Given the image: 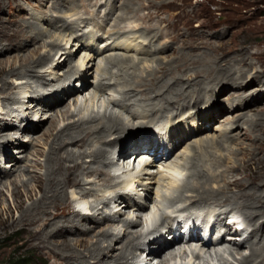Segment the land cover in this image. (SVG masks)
<instances>
[{
    "label": "rangeland",
    "instance_id": "rangeland-1",
    "mask_svg": "<svg viewBox=\"0 0 264 264\" xmlns=\"http://www.w3.org/2000/svg\"><path fill=\"white\" fill-rule=\"evenodd\" d=\"M2 27L7 28L10 35L14 34L17 29L28 32L29 35L41 33L40 37L42 38L36 44L28 45L21 51L7 42L1 45L5 49L0 46V64L8 67L10 63H14L13 70L16 72L22 71L24 73L26 70L25 67L27 66L20 68L22 59L28 58L32 62L49 53L54 55L58 52L59 55H57L55 62H48L39 68V73H36L34 77L24 76V74L23 76H11L8 73L9 70L0 77V87L6 82L10 86L11 84L16 85L15 89L11 86L12 91L8 89L3 93L0 91L2 109H0V113L4 112L0 114V122L2 124L6 121L5 123L16 126L6 131L9 133L8 137L11 136L10 139L14 141L3 145L5 150H8L11 159L4 158L6 161H0V170L5 174L15 176L5 179L4 186L0 185V189L4 192V196L0 200V264H6L10 259H19L23 256L30 258V261L34 262L33 264H53L55 262L48 249L40 250L34 243L25 244L27 235L19 224L22 211L18 209V201L25 202L24 209L32 206L33 201L28 200L31 190L35 195V201L41 198L31 176L45 174V168H37L35 163L37 161L44 165L46 163L54 138L48 139L45 134L52 121H55L57 125L54 131L56 135L67 126L78 122L82 115L89 117L92 111H96V113L100 111L101 119L99 120L102 122L106 109L109 108V111L113 109V113L119 114L125 121L127 131L123 134L124 142L129 138V132L130 135L135 136L138 146L142 144L141 139L147 138L144 136L137 137V133H156L157 135L172 126L190 124L192 127L193 121L194 123L199 122L200 126L205 127L204 130L189 133L182 142L177 145L174 144L176 149L174 148L169 157L160 154L158 160H154V164L149 166V169L145 165L146 162H152L153 157L140 152L136 155L141 154L142 156H136V160L132 158L124 165H122V158L116 159L120 168L122 170L125 168L124 174L130 172L125 175L126 178L122 175L123 177H117L119 179H112L115 177L111 174L113 168L106 167L104 169L105 173L108 172L106 176L99 178L98 175L83 174L81 177L82 186L67 190L68 202L81 215L88 214L89 211L93 215L95 212H91V207L100 205L99 212L96 213L91 222H76L64 226L67 228L66 232L77 233V236L66 235L69 240L88 239L89 248L97 240L98 242L102 240L101 233L107 229V223H103V219L107 214L119 218L116 221L117 227L112 231L114 233L112 244L118 248L123 242H117V239L131 237L129 229L122 221L138 220L141 224L138 226V231L147 233L144 217H140L134 208H132L133 210L131 208L125 209V204L121 200L123 197L116 199V201L112 200L118 193L125 192V186L128 185V182L131 184L132 181H136L137 189L134 188L135 191L129 192L134 204L135 202L136 204L139 202L146 203L148 210L158 215L162 214L163 210L165 212V210L175 209L177 206L190 205V200L195 197V194L182 191L177 194L176 188L173 187V180L168 179L170 177L165 175L167 173L163 174L164 172L161 170L164 166L178 165L180 170H184V173L187 172L185 173L186 177H191V168L198 165L199 168L203 167L206 174H211L215 179V182L209 186L210 190L217 191L224 187V179L234 180L235 178L247 184L244 190L253 187L259 188L256 190L264 198V130L257 134L256 129L250 130L249 126L242 125L243 122L256 120L264 114V103H262L264 91L255 94L253 104L243 108V113L236 114L238 111L233 112L234 107L240 106L241 99L236 102L235 99L238 98V95L231 97L230 92L236 91L238 83L241 81L234 86L225 87L226 90H222V84L214 85L210 82L211 79L205 76L209 70L211 71L213 62L216 61L224 69L229 68V64H237V67L231 68L233 73L241 68V70L250 73L259 72L264 75V0H0V28ZM92 38L95 40L94 45L88 46L87 42ZM16 43H20L22 46L26 44L25 40L21 39ZM53 43L62 46L52 50L50 45ZM36 46H41L38 53H31ZM218 48H221V51L217 53ZM82 60H85L84 64H82ZM56 63H66V65L58 68ZM161 68H167L165 74L162 73ZM180 68H183L181 73L178 72ZM71 69L75 70H73L74 73L79 70L83 73L82 78H79L80 80H76L78 77L76 76L70 84L71 89L77 90L75 94L84 93L82 97L79 96V104L75 102L77 98L74 99L71 96L63 99L61 93H58L61 92L59 90L57 91L59 94L58 102H53L54 106L58 105L52 109L46 108L48 102L54 99L56 89L69 81H65V78ZM196 72L199 75H192ZM237 72L239 74V71ZM173 77H182L183 80L181 83L179 82L180 84L172 86H181L186 93L193 92L195 88V91L197 90L198 87L193 85L194 80L203 82L204 101L196 105L194 101L186 105H183V101H179V104H165L162 95L167 90H160V86L165 81L174 79ZM154 78L156 91L151 92L150 81ZM189 84L191 85L189 86ZM99 86H103L102 91L96 90ZM245 86L246 84L241 87ZM263 86L264 80H258L253 82L248 91H252L254 88L257 90L258 87L259 90ZM35 90L39 92L34 94ZM24 91L26 93H22ZM126 92L132 96V102H120L121 98L127 95ZM167 93L172 94L173 91H167ZM43 94L45 98L49 99L48 102L42 103L41 109L33 110L32 96L36 95V98H40ZM9 97L10 99H8ZM110 101H116L120 106H115L109 103ZM255 103H259V106H256L259 108H253ZM231 108L234 110L232 111ZM216 110L221 112L218 111L214 121L208 123L201 120L199 114L205 112L209 114ZM23 111L26 112L25 116ZM67 111H70V114H66ZM238 115L245 117L240 120L241 127L237 128L234 118H237ZM21 117L29 120L32 135L24 134L27 130L23 129L24 123L20 121ZM259 122L261 124L257 129L260 126L264 127V122ZM97 124L99 121L92 123V125L89 124V126L95 128ZM96 137L88 138L89 140L83 147H81L82 143H78L73 146L66 145L63 150L69 148L75 153L87 152L88 156H82L76 161L77 164L96 168L97 165L91 163L93 160L90 156L91 153L103 148L110 150L111 156L114 158L115 154L125 147V143L122 146L119 144L107 146L109 142L112 143L119 137L117 135L106 136L99 140ZM1 141L4 140H0V146H2ZM15 141L16 143H14ZM213 141H218V146ZM20 146L26 147L27 151L24 154L19 150ZM21 157H26V159L21 160ZM161 157L163 158L161 159ZM200 157L204 158L203 162L199 159ZM253 158L260 159V164L256 166L250 163L249 161ZM141 160L142 163H140ZM8 163L18 164L15 168H11V166L8 167ZM70 164L74 165L68 163V165ZM251 176L258 177L261 182L251 183ZM105 177L107 182L102 181ZM153 178L154 183H151ZM11 179H16L19 183L21 181L28 183L27 187L20 190L21 199H16L13 196L14 187L10 185ZM83 189L86 190L85 192H89L88 197L84 199L80 193ZM240 193L241 190L232 188L229 192L222 194L221 198L224 195L230 197ZM171 195L176 200L172 201L171 198V202L168 204L165 197ZM84 200L87 206H79L78 203ZM162 202L168 205L167 209L165 208L166 205L162 208ZM225 203L223 204L225 207L213 202L208 203V205L199 206L190 212H200L205 215L213 213V219H215L217 214L228 210L229 214L224 216L222 223L217 226H232V221H235L236 226L244 228L246 234L244 236H237L239 234H236L237 240L233 242H236L235 247L237 245L241 247L245 256H249L251 241L257 247L262 245L264 229L256 234L255 223H250L246 216L249 212L238 211V209L232 210V207L226 206L229 202ZM105 204H108L107 208H105ZM171 211L169 210V212ZM262 218L264 219L263 215L258 217L256 223H259ZM89 228H93V230L85 233V229L89 230ZM223 235L227 238L229 233H226L225 230ZM166 238L171 242L169 234ZM141 239L143 241L139 239L135 243H145L146 239ZM246 241L247 244L241 246ZM73 243L71 242V245ZM173 246H175V252H178L177 244L174 245L173 243L168 248ZM52 247L55 246H50V248ZM226 247L229 248L228 245ZM226 247L224 246L222 249ZM133 250L127 251L126 256L129 262L133 261L132 264H138L137 254L139 252L135 253ZM77 251L87 253L84 248H79ZM118 253L119 249H116L114 252L105 255L102 257V263L115 264V257ZM218 253L219 255L223 254L220 251ZM202 255L205 260L213 261L206 253ZM134 258L136 259L134 260ZM240 259V255L235 258V256L225 254L224 258L220 260L221 262L214 259L213 264H239ZM91 261L94 263L96 260ZM158 262L159 259L158 261L157 259H150L147 260L146 264H158ZM262 264H264V259Z\"/></svg>",
    "mask_w": 264,
    "mask_h": 264
},
{
    "label": "bare ground",
    "instance_id": "bare-ground-1",
    "mask_svg": "<svg viewBox=\"0 0 264 264\" xmlns=\"http://www.w3.org/2000/svg\"><path fill=\"white\" fill-rule=\"evenodd\" d=\"M27 33L28 32H24L23 30L17 29L14 34L10 35L9 32L7 31V28L2 27V28H0V46L3 45L4 42H7L10 45H13L14 48L18 49V51H21L22 48H26L28 45L36 44V42L40 38H42V37H40L41 33L36 34V35H29ZM20 39L25 40V43H26V44H24L25 46L20 45V43H18V44L16 43ZM94 42H95V40H93V38H92V40L87 42V45L93 46ZM90 44H92V45H90ZM120 44H122V43H120ZM50 46L53 50L55 48H60L62 45H60L58 43H53ZM40 48H41V46H36L31 53L37 54ZM2 49H5V47H2ZM216 51H217V53L220 52L221 48H218ZM57 55H59L58 52L54 55L49 53L45 56L39 57L35 61L33 60L32 62H30L28 60V58L22 59V61L20 62L21 63L20 68H24L25 66H27V67H25L26 70L24 71V73L22 71H18V72L14 71L13 70L14 63H10L8 65V67L1 63L0 64V77L3 76L4 74H6L8 72V70H9L8 73L11 76H17V75L23 76V74H24V76L34 77L36 73H39V68L45 66L46 64H48V62H55ZM115 61H117V60L115 59ZM82 62H83L82 64H84L85 60H82ZM120 62H122V61H120ZM118 63H119V61H118ZM213 63H214V65H212L211 71L209 70L208 74L205 76L210 78L211 79L210 82L213 83L214 85L222 84V90H226L225 87L234 86L239 81H241L240 83H238L239 85L236 88L237 90L236 91L233 90L234 93L230 92V94H232L231 97L238 95V98L235 99L236 102H237V100L241 99L240 106L237 108L234 107L235 110L231 108L232 111L233 110H234L233 112L238 111V113H236V114L243 113V110H242L243 108H245L247 105L253 104L255 94H257V93L259 94L260 92L264 91V86L259 90H258V88H259L258 87L257 90L254 88L252 91H250V90L248 91V88L253 85V82H255V81L257 82L258 80L263 81L264 75L259 73V72L250 73L249 71L241 70V68L237 69V71H239V74L237 71L233 73L232 69L237 67L238 66L237 64H234V65L229 64L228 65L229 68L224 69L222 66L219 65V63H217V61L213 62ZM56 64H57L58 68H61L64 65H66V63H61V64L56 63ZM183 68H185V67H183ZM183 68L178 69V72L181 73ZM166 69L167 68H161V71L163 70L162 73H164L166 71ZM73 70L74 69H71L70 71L67 72V74H66L67 77L65 78L66 79L65 81H68V80L69 81L65 84L62 83L63 85H61L60 87H58L56 89V93H55L54 99L52 101L48 102L49 99L45 98L44 94L41 96L39 95L40 98H36V95H33L32 96V98H33L32 109L34 110L36 108H40V106L44 102H46V103L48 102V107H46V108L52 109L53 107H56L58 104H56V106H54L53 102H58V99H57L59 97L58 93H61V95L63 96V99L66 97H70V96L74 99L77 98L75 100V102H78V104H79V101H78L79 96L82 97V94H84V93L75 94L76 93L75 91H77V90L71 89L72 87L70 86V84H72V82H73L72 80L75 79L76 76H78V77H76V80H80L79 78H82L83 73H81L80 70L76 71L74 73ZM192 75L197 76V75H199V73L196 72L195 74H192ZM176 77H173L174 79H170V80L165 81L160 86V88H161L160 90H162V91L163 90L173 91L172 94H170V93L166 94V92H167L166 91L162 95L164 98L163 101L165 104H168V105H172L174 103L179 104V101L180 102L183 101V103H184L183 105H186L187 103L194 101V103L196 105V104L204 101L205 96H203V94H202V88L204 87V86H202L203 82H201V81L197 82L196 80H194L193 85L198 87L197 90L195 91L196 88L193 87V88H195L193 90V92L189 91L186 93V91H184L183 87L172 86L175 84H180L181 81L183 80L182 77H179V78H176ZM172 81H173V83H172ZM155 82H156L155 78L150 81L149 87L151 89V92L156 91L155 90V86H156ZM245 84L247 87L246 86L241 87L242 85H245ZM190 85L191 84H189V86ZM11 86H13V88L15 89L16 85L11 84ZM11 86L8 82L4 83V85L0 87V91H2L1 93H3V91H5L7 89L12 91L13 88ZM97 89H98V91H102L103 86H99L98 88H96V90ZM59 90L61 92L57 93V91H59ZM38 92H39L38 90H35L33 93L36 94ZM22 93H26V91H24ZM190 93H193V94H190ZM221 93H222V91H221ZM30 95H32V94H30ZM174 96L176 99L174 98ZM72 98H71V100H72ZM131 98H132V96L127 93V95H125V96H123V98H121L122 100H120V102L121 101L124 103L126 101L132 102ZM8 99H10V97ZM262 99H263V97H262ZM109 103H112L115 106H120V105H118V103H116V101H110ZM134 103L136 105V102H134ZM262 103H264V100ZM256 106H259V103H255L253 105V108ZM76 107H78V106H76ZM57 108H59V107H57ZM166 108H168V107H166ZM256 108H259V107H256ZM0 109H1V106H0ZM40 109H39V111H40ZM73 109H75V108H73ZM58 110L60 111V109H58ZM218 111L221 112L220 110H216V111L210 112L209 114L207 112H205V113H202L199 115H200V118L202 121H206L208 123H211L212 121H214L216 119V115H217V113H219ZM60 112L62 113V111H60ZM2 113H4V112L2 111L0 114H2ZM67 113L70 114V111H67L66 114ZM23 114L25 116L26 112L23 111ZM100 116H101L100 111H98L97 113H96V111H92V113L89 115V117H85V115H82L78 122L67 126L64 130L60 131L56 135L54 133V131L57 128L56 122L52 121L50 123L49 128L47 129L45 136L48 139L54 138L52 148L49 151V155L47 156L45 165L38 162V161L35 163V167L45 168V174L44 175L31 176V180H33V182H35L36 189L39 192V194H41V198L39 200L35 201L34 200L35 195H34L33 191L31 190V191H29V197H28V200L33 201V204L31 207L24 209L25 202L24 201H18V209H20L22 211V215L20 216V219H19V224L22 226L23 231L27 235V240H26L25 244L31 245V243H34L36 245V247H38L40 250L48 249L50 254L55 259V262L53 264H104V263H102V257L109 254L110 252H114L116 249H119V253L115 257V264H132L133 261L130 260L131 262H129V260L126 256V253H127V251H131L133 249H134L133 251H135V253L139 252L137 254V258L140 256V254L143 253V251H149L151 253V255L154 256L153 259H157V261L159 259L158 264H210V261L205 260L203 258L202 254H204V253H206L207 256L209 255L211 260H213L212 261L213 263H214V259H217L218 261H220L222 258H224L225 254H229L233 257L235 256V258L237 255H240L241 259L238 261L239 264H255L258 260H260V261H258L257 264L263 263L264 241L262 242V245L260 247L255 246V244L251 241V243L249 244L250 250H251L250 254H249V256H245L243 254L241 247L238 245H237V247H235L236 242H233V241L228 242L226 240L225 235H222L218 240L214 238V236L216 234L220 233V230H219L220 228L218 226L222 223V221L224 219L223 217L226 216L227 214H229L228 210H224L223 212H220L219 214H217L215 219H213V215H212L213 213L208 212L211 215L207 214V216L204 217L205 220H203L202 224H199L198 221L195 220V215L192 214V212H190L199 206H203L206 204L208 205V203L211 204L213 202L217 205L225 207V205H223V204L225 202L226 203L229 202L228 204H226V203L225 204L228 207H232V210L238 209V211L242 210V211H248L249 212L246 216H247L250 223H255L254 224L256 226L255 232H256V234H258L259 232H262V229H264V219L263 218L261 220L262 222L260 221L259 223H256V219L258 217H260L261 215L264 216V198H263L262 194H260L257 191L259 188L257 189L256 187L255 188L253 187V188H248L247 190H244V188L246 187L247 184L234 178V180H225L224 179V185H223L224 187L220 188L217 191H215V190L212 191V189L211 190L209 189V186L211 184H213V182H215V179H213L214 177H212L211 174H209V173L206 174L203 170V167L199 168L198 165H194L191 168L192 169L191 177L190 176L186 177L185 173H187V172L185 171V173H184V170H182V169L180 170L179 169L180 166H178V165L177 166L176 165H171V166L170 165L169 166L163 165L164 167L162 169L159 168L164 172L163 174L167 173L165 175L166 176L168 175L170 177L168 179L173 180L172 181L173 187H174V189L176 188L177 194L180 191L195 194V197L190 200V205L183 206V207L177 206V208H175V209L174 208L173 209H171V208L167 209L168 208L167 204H165L166 207H165V205L162 206V208L165 207L168 210V211L165 210V212L163 210V213L161 215L163 221L167 220L171 224L175 225L174 231L177 233V235H176L174 240H171V242H169L167 240L168 238H166V236L168 234H170L169 232H172V231L165 232L162 228H160L159 225H156V227L153 230L147 231V233L144 231L139 232L138 226L141 225L140 221H138V220H124L122 222H124L126 228L129 229L131 237L129 236L125 239L124 238L123 239L122 238L117 239L116 240L117 242H121V243L123 242L122 245L118 248L112 244L114 241L112 239V237L114 236V233H112V231H114L113 229L115 227H117L116 221H118L119 218L118 217L116 218V217L112 216L111 214L105 215V217L103 219V223H107V229H106V231L101 233L102 240H99V242L97 240V242H95V244H93V246L91 248H89L90 246H89V240L88 239L77 238L76 240H69L66 235H71V236L76 235L77 236V233L75 232V234H74L73 231L66 232L67 228L64 227L66 224H74L76 222H83V221L91 222L92 219L95 217L96 213H98L100 210L99 209L100 205L97 207L94 206V207H91V209H90L91 212H95L93 215L89 213L90 211L88 212V214L81 215L77 211V209L74 207L72 208V204H70L68 202L67 190L69 188L81 187L83 184V180L81 178L83 174L98 175L99 178L102 176L104 177L108 174V172L107 173L104 172V169L106 167H111V169L112 168L116 169V167L118 166L117 160H116L117 158L118 159L122 158L121 159L122 165H124L125 162L130 161V159L135 158V160H136V156L137 157L142 156L141 154L136 155L140 152H144L145 154H149L153 157L152 162L151 161L146 162L145 167L149 169L150 168L149 166L154 164V162H155L154 160H158V157L160 154H161V156H168L169 157L170 154L172 153V151L174 150V148L176 147V145L179 144L180 142H182L185 139V136L189 135V133L192 134V132L194 133V132L201 131V130L205 129V127L203 128L202 125L201 126L199 125V122L194 123V121H193L192 127H190V124L189 125L183 124L181 126L180 125L172 126L168 130L161 131V133H158L157 134L158 136L156 135V133H151V134L150 133L146 134L145 132L144 133H137V137L138 136L139 137L144 136L147 138V139H141L142 144H140V146H138L139 144H138L137 140L135 139V136L133 137V135H130L131 133H129V132H128L129 138H127L126 141L124 142L125 138H123V134L125 133V131H127L126 124H125L124 119L119 114L117 115L116 113H113V109H112V111H109V108L106 109V111L103 114L104 120L102 122H100V120H99V119H101ZM163 116H164V114H163ZM244 117L245 116H243V115H238L237 118H234L235 119V127H237V128L241 127L240 120L243 119ZM20 121L24 123L23 129L27 130V131H25L24 134L27 136L32 135L31 128L29 125V120L26 119L25 117H21ZM98 121H99V124H97V126L95 128L89 126V124L92 125V123H95ZM258 121L264 122V114L259 116L256 120H254V119L253 120H247V121L243 122L242 125L249 126L250 130L256 129L257 130L256 133L260 134L263 132L264 127L262 128L260 126L257 129V127L261 124L260 122L258 123ZM5 122H3L2 124L0 122V140H2V139L4 140V141H1L2 146H0V161H6L5 159H11L10 155L8 153V150H5L3 145H5V144L7 145L8 143L14 141V140L10 139V138H12L11 136L8 137L9 133L6 131H9V129H11L12 127H16L12 124L9 125L8 123H5ZM33 128H35V127L33 126ZM162 130H163V128H162ZM36 131H35V133H36ZM110 135H117L119 137H117L116 140H114V142H112V143L109 142L107 144V146H110V145L116 146L118 144L122 146L125 143V147L123 146L124 148L123 149L121 148L120 151L117 152V154H115L114 158H113V156H111L112 154H111L110 150H106L103 148H100V149L96 150L95 152L91 153L90 156H91V158H93L91 163H93V165L96 164L97 165L96 168H94V166L85 167L84 165L77 164L76 161L78 159H81L82 156H84V157L88 156L87 152L75 153L72 149H69V148H67L65 151L63 150L64 147H66V145L73 146V145H77L78 143H82L81 147H83L86 144L87 140H89L88 138H90L91 136H97L96 138L99 140L101 138H104V137L110 136ZM154 135H156V136H154ZM229 139H232V138H229ZM16 141H17V139H16ZM16 141L14 143H16ZM213 142L215 145L218 146V141H213ZM17 144H19V143H17ZM174 144H176L175 147H174ZM19 150L21 151L22 154H24L27 151L25 146H20ZM139 158H142V157H139ZM162 158L163 157H161V159ZM20 159L24 160V159H26V157H21ZM199 159L202 162L204 161L203 157H200ZM142 160L140 161V163H142ZM249 162L253 163V165L255 164L257 166V164L258 165L260 164V159H254L253 158ZM68 163H73L74 165H71V164L68 165ZM16 164H18V163H8L7 165H8V167L11 166V168H15V166H17ZM124 169L125 168H123V170ZM86 170H87V172H85ZM125 171H127V170H125ZM15 172H18V170H15ZM124 173L125 172H123V174H122L123 176H125L127 174V172H126V174H124ZM7 174L8 173L5 174L4 172H2L0 170V185L4 186L5 185L4 180L9 178L10 176L15 177L14 175H10V174L7 175ZM145 175H147V174H145ZM110 176H111L110 178H112V175H110ZM123 176H121V177H123ZM115 178H117V177H114L112 179H115ZM119 178H117V179H119ZM125 178H126V176H125ZM11 180H10V185L14 187L13 196L16 199H21L22 193L20 192V190L23 187H27L28 183L25 181H21L19 183L16 179H14L12 181ZM137 180H139V179H137ZM259 180L260 179L256 176L250 177V182L253 184L261 182ZM102 181L107 182L106 177ZM150 182L154 183V178ZM129 184H130V182H128V185L125 186V191H127L129 188L128 191H130L132 193L133 191H135L134 188H136V185H135L136 181L134 180L131 182L130 185ZM143 184H144V182H143ZM232 188L241 190V193L238 195H235V196L234 195L230 196V197L227 195H224V197L221 198L222 194L229 192L230 190H232ZM85 191L86 190L83 189L80 192L83 199L87 198L89 195V192H85ZM157 194H158V192H157ZM263 194H264V187H263ZM3 196H4V192L2 189H0V200L2 199ZM172 196L173 195L165 197L168 201V204L171 202L170 200H171ZM121 197H123V199ZM181 197H183V196H181ZM118 198L119 199L121 198L122 202L125 204V206H124L125 209L126 208H131V209L134 208V210L137 211L138 214H140V217H142V218L144 217L143 219H145V221H146V226H149V223H152L153 220L158 217L157 213H154L153 211L148 210V208H147L148 206L146 203L139 202V204L138 203L136 204V202H135V204H134V200H132V196L130 194L128 195L126 192L118 193L112 200L116 201V199L118 200ZM175 200H176L175 197L172 198V201H175ZM178 201H179V199H178ZM78 205L79 206H82V205L87 206V203L84 200L82 202H79ZM107 206H108V204H105V208H107ZM159 208L161 209V207H159ZM169 210H172V211L169 212ZM187 212H189V217L184 218L183 219L184 221L183 220L178 221L176 216L182 215L184 213L187 214ZM128 219H130V218H128ZM212 220H214V221H212ZM238 222H240V221H238ZM117 223H119V222H117ZM235 226H236V223H233V227H235ZM186 227L188 228V239H187L186 243L185 242L182 243L181 242V235H180L181 229L186 228ZM222 228L223 229L225 228V230L227 232H229L232 229V226H227V227L222 226L221 229ZM92 230H93V228H89V230L85 229V233L90 232ZM225 230H223V231H225ZM242 231H243V233H246L245 229ZM241 235H242V233L237 235V236H241ZM229 237L232 240H237L236 234L235 235L231 234V235H229ZM141 238L146 239L145 243H135L139 239L143 241V239H141ZM71 242H74L73 245H71ZM175 242L178 243V245H177L178 247H181L178 252H175V247L168 248L169 245H171ZM244 244H247V241L244 242L241 246H243ZM52 245H54L55 247L50 248V246H52ZM227 245L229 246V248L226 247ZM224 246L227 249L226 248L222 249ZM79 248H84L87 251V253L78 252L77 249H79ZM208 251H210L212 253H209ZM219 251L222 252L223 254L219 255V253H218ZM131 258H133V257H131ZM187 258H188V260H187ZM135 259L136 258H134V260ZM91 260H96V261L94 263H92ZM146 260H148V257L146 258ZM138 263L142 264L143 262H142V260H140V261H138ZM223 264H227V263H223Z\"/></svg>",
    "mask_w": 264,
    "mask_h": 264
},
{
    "label": "trees",
    "instance_id": "trees-1",
    "mask_svg": "<svg viewBox=\"0 0 264 264\" xmlns=\"http://www.w3.org/2000/svg\"><path fill=\"white\" fill-rule=\"evenodd\" d=\"M27 256L19 257V259H10L6 264H33Z\"/></svg>",
    "mask_w": 264,
    "mask_h": 264
}]
</instances>
